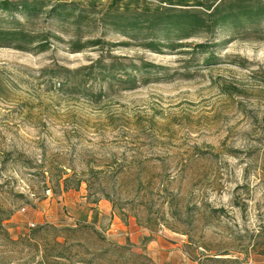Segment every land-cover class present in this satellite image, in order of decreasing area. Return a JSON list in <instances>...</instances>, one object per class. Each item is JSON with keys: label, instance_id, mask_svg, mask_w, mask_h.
<instances>
[{"label": "rangeland", "instance_id": "obj_1", "mask_svg": "<svg viewBox=\"0 0 264 264\" xmlns=\"http://www.w3.org/2000/svg\"><path fill=\"white\" fill-rule=\"evenodd\" d=\"M62 1L84 11L83 23L17 17L47 39L46 52L0 47V264H86L103 245L64 232L79 227L152 264L214 254L264 264L250 252L264 250V23L152 52L100 22L117 0ZM159 1L116 5L169 7ZM213 1L167 0L202 13ZM98 63L154 69L135 83L123 73L112 86L78 87L73 72ZM101 202L114 219L100 217ZM114 223H131L132 237L112 233ZM159 242L173 247L158 252Z\"/></svg>", "mask_w": 264, "mask_h": 264}, {"label": "trees", "instance_id": "obj_2", "mask_svg": "<svg viewBox=\"0 0 264 264\" xmlns=\"http://www.w3.org/2000/svg\"><path fill=\"white\" fill-rule=\"evenodd\" d=\"M119 1H115L110 6L100 22L123 37L141 42V45L152 52H157L164 46L173 48L177 41L197 38L203 33L213 35L218 29L230 31L235 35L247 31L245 29L255 30L258 25L264 23V0H221L219 2L216 0L207 6L199 4L198 7L204 8L205 13L177 9L175 7L183 6L168 3L167 0L159 1L160 4H167L169 6L167 8L158 6L154 10L146 8L142 13H137L132 11L129 5L117 6L116 3ZM20 16L26 20V24L44 17L57 21L72 19L79 26L85 19L81 8L62 0H56L55 4L52 0H0V47L25 52L33 51L36 54L47 51L49 48L47 39L42 34L24 30V25L17 18ZM101 44L100 40H96L90 45L100 46ZM84 47L77 46L74 49L77 52ZM198 48L202 50L206 47L200 44ZM153 69L151 65L141 64L139 68L133 66L132 71L126 74L125 68L119 64L98 63L93 69H81L73 74L79 76L78 87L85 86L91 78L101 83L108 82L112 86L114 82H121L123 73L126 77L123 83L129 84L136 82L137 74H140V77L150 76ZM69 182V179L63 181V191L68 190ZM105 200L109 201V197L105 196ZM81 229L96 235L103 245L99 251L89 254L90 259L86 260V264H96L97 258L102 261L101 264H152L149 258L133 253L128 246L107 242L92 228H66L64 232L75 234ZM261 232L262 230L259 233ZM255 249L252 246L250 252L264 255V250ZM239 253L246 257L249 254L247 249ZM228 256V254H214L206 258L204 264H246L244 261L228 258Z\"/></svg>", "mask_w": 264, "mask_h": 264}, {"label": "crops", "instance_id": "obj_3", "mask_svg": "<svg viewBox=\"0 0 264 264\" xmlns=\"http://www.w3.org/2000/svg\"><path fill=\"white\" fill-rule=\"evenodd\" d=\"M98 211L100 213V217H103V215L104 216H107L108 215V217L110 219H114L115 218L114 214L110 212L111 211V208H110V206H109V204L107 202H101V203H99V205H98ZM114 226L116 227L117 231L116 230H111L112 233H118V234H120V236H122V234H124L126 236V234L124 232L125 231H128V235L130 237H132L133 234H132V231H131V229H132L131 223H129L128 225L127 224H121V223L119 225H115V223H114ZM157 245H159L158 252H160L162 250H165V249H171L173 247V245L170 244V243H162V242H159V244H157ZM148 249H150V251H151L154 248L148 247ZM151 254L152 253L150 252V255ZM163 260L166 261V259H163Z\"/></svg>", "mask_w": 264, "mask_h": 264}]
</instances>
